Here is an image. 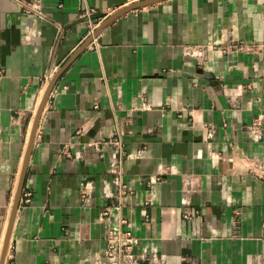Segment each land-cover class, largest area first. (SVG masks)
I'll list each match as a JSON object with an SVG mask.
<instances>
[{"label":"crops","instance_id":"obj_1","mask_svg":"<svg viewBox=\"0 0 264 264\" xmlns=\"http://www.w3.org/2000/svg\"><path fill=\"white\" fill-rule=\"evenodd\" d=\"M139 1L0 0L4 264H264V0Z\"/></svg>","mask_w":264,"mask_h":264},{"label":"water","instance_id":"obj_2","mask_svg":"<svg viewBox=\"0 0 264 264\" xmlns=\"http://www.w3.org/2000/svg\"><path fill=\"white\" fill-rule=\"evenodd\" d=\"M160 0H143V1H139V2H135L132 3L129 6H126L124 8H121L117 11H115L114 13H112L111 15H109L102 23H100V25L98 26L97 30L95 31V34L105 25H107L110 21H112L114 18L118 17L119 15L135 9V8H139L151 3H155L158 2ZM90 39L87 40V42H85L83 44V47L86 46L89 43ZM83 47H81L80 49H82ZM79 49V50H80ZM57 76V75H56ZM55 77H53V79L51 80L50 85L54 82ZM41 107H42V103L39 106L37 112H36V116L34 119V123L32 125V129H31V133H30V137H29V141H28V145H27V149H26V153H25V157H24V163H23V167L20 173V177H19V182H18V186H17V190H16V194H15V198H14V202H13V207L9 216V220H8V225L5 231V236H4V241H3V245H2V249L0 252V264H4V260H5V256H6V250H7V245H8V240H9V236H10V230H11V226L14 220V216L17 210V206H18V202L20 199V194H21V189H22V183H23V178H24V174H25V170H26V165H27V161H28V157L30 155L31 149H32V145L34 142V137H35V133H36V128H37V122H38V118L40 115V111H41Z\"/></svg>","mask_w":264,"mask_h":264},{"label":"built area","instance_id":"obj_3","mask_svg":"<svg viewBox=\"0 0 264 264\" xmlns=\"http://www.w3.org/2000/svg\"><path fill=\"white\" fill-rule=\"evenodd\" d=\"M39 0H35V3H33L32 4V6L33 7H36L37 6V2H38ZM28 11H30V10H28ZM28 11H26V12H28ZM38 15H40V11H35ZM88 17V21H89V28H90V31H91V34L94 32V30L96 29V27L98 26V21L97 22H92V20L89 18L90 16L88 15L87 16ZM187 54L188 55H190V54H193L192 52H187ZM254 136L255 137H259L260 136V133L258 134V133H256V134H254ZM120 154H121V152H120ZM116 183H117V181H116ZM119 184V183H118ZM24 197L26 198V200H27V198L29 197V193L28 192H26V193H24ZM110 234H109V239H110V243H111V246L108 248V249H106L105 251H104V254L107 256V257H109V258H111L112 256H113V252H114V250L116 249L115 247H114V245H113V243H116L117 244V246H118V249L119 248H121V249H126L127 250V252H125V254L128 256V257H131V253L130 252H128V250H129V248H130V246H131V244L133 243V238L131 237V232H130V230L129 229H126L124 232H122V234L120 235V233L118 232V231H116V230H110ZM117 249V250H118Z\"/></svg>","mask_w":264,"mask_h":264}]
</instances>
